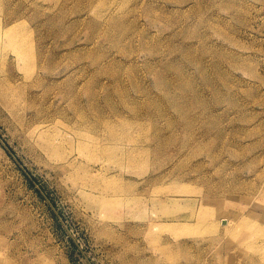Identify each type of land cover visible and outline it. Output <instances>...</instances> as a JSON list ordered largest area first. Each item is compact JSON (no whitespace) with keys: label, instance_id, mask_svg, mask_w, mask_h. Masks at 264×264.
<instances>
[{"label":"rangeland","instance_id":"1","mask_svg":"<svg viewBox=\"0 0 264 264\" xmlns=\"http://www.w3.org/2000/svg\"><path fill=\"white\" fill-rule=\"evenodd\" d=\"M0 10V264H264V0Z\"/></svg>","mask_w":264,"mask_h":264},{"label":"bare ground","instance_id":"2","mask_svg":"<svg viewBox=\"0 0 264 264\" xmlns=\"http://www.w3.org/2000/svg\"><path fill=\"white\" fill-rule=\"evenodd\" d=\"M40 1H42V0H40ZM38 9H39V7H38ZM1 11V10H0ZM2 19H4V18H2ZM110 23V22H109ZM110 24H112V22L110 23ZM4 25V23H1V21H0V45L1 44H3L4 42H5V44H8L10 47H12V48H14V50H15V52H16V54L19 56V59H21V60H25L26 62H31V57H29V51H28V47L27 46H29L30 47V45H28V41H27V39L25 38V37H27V33H26V30H25V28H24V26L23 25H20V24H10V25H8V26H6V27H4L3 26ZM110 27V26H109ZM117 28H118V26H116ZM106 29H108V28H106ZM111 29V27L109 28V30ZM108 30V31H109ZM117 29H115V31H116ZM107 35H109L108 33H107ZM116 35V34H115ZM112 36V37H116V36ZM109 37V36H108ZM110 40V39H109ZM111 41V40H110ZM32 47V46H31ZM1 48V47H0ZM3 52V51H2ZM2 56V55H1ZM0 56V57H1ZM8 57H6V59H7ZM36 58V57H35ZM4 59V58H3ZM0 61H1V59H0ZM6 61V60H5ZM1 64V63H0ZM4 64V63H3ZM51 64V63H50ZM54 65V64H53ZM49 66V65H48ZM1 67V66H0ZM48 68V67H47ZM51 68V67H50ZM2 69V68H1ZM1 71V70H0ZM4 71V70H3ZM46 73H47V71H46ZM49 74V73H48ZM26 81V80H25ZM31 81H32V79H31ZM0 92H1V94H2V92H4V94H5V96H6V98H7V105H8V108L11 110V113L12 112H15V111H17L18 110V107H19V100H18V94L16 95V93H15V89L11 86V85H9V83L7 82V81H1L0 82ZM20 94V93H19ZM22 95V94H21ZM21 95H19V96H21ZM22 98V97H21ZM5 99V98H4ZM21 100V99H20ZM25 104V103H24ZM26 105V104H25ZM23 108H26L25 106L23 107ZM6 109V108H5ZM32 110V109H31ZM7 112H8V109H7ZM26 112V111H25ZM39 114H41V113H39ZM79 116V115H78ZM82 116V115H81ZM14 119V118H13ZM21 121V120H20ZM81 121V120H80ZM58 122H59V120H58ZM58 122H57V125H58ZM60 123V122H59ZM89 123V122H88ZM60 125V124H59ZM58 125V126H59ZM63 126V125H62ZM76 126V125H75ZM61 127V126H60ZM63 127H65V126H63ZM67 127V126H66ZM74 128V127H73ZM21 129V128H20ZM79 130V129H78ZM151 130V129H150ZM68 132V131H67ZM150 132V131H149ZM34 133V135H36L40 140H42V138H43V133L41 132H33ZM73 134H74V132H72ZM77 133V132H76ZM89 133V132H88ZM90 135V134H89ZM78 136V135H77ZM76 136V137H77ZM82 136H83V134L81 135V138H82ZM84 137H85V135H84ZM90 139V141H91V137L89 138ZM88 139V140H89ZM55 140V139H54ZM48 140H45V143H44V145H47L49 142H47ZM58 142V141H57ZM86 144V143H85ZM58 147V146H57ZM135 147V146H134ZM59 148V147H58ZM57 148V149H58ZM82 149L83 150H87V152H88V150H89V146H87V144L86 145H83L82 146ZM135 149V148H134ZM63 150V149H62ZM72 150H73V147H72ZM71 150V151H72ZM136 150V149H135ZM71 151H70V153H71ZM107 151H109V150H107L106 149V151H105V153L107 152ZM37 152V151H36ZM64 151H62V153H63ZM78 152V151H77ZM140 153V152H139ZM85 154V153H84ZM131 154H132V152H131ZM65 155V154H64ZM79 155H81V154H79ZM88 155V154H87ZM132 156V155H131ZM131 156H130V158H131ZM83 157V156H82ZM59 158H61V160H62V157H59ZM129 158V157H128ZM88 159V158H87ZM134 159V158H133ZM136 159H137V157H136ZM124 160V159H123ZM130 160H132V159H130ZM125 161V160H124ZM129 161V160H128ZM132 161H135V160H132ZM121 163V162H120ZM120 166H121V164H120ZM69 168V167H68ZM82 173V172H81ZM71 174V173H70ZM80 175V174H79ZM90 179H91V177H90ZM87 182V181H86ZM89 182H90V180H89ZM78 184V183H77ZM83 185V183L81 184V186ZM84 188V187H83ZM86 189V188H85ZM91 189V188H90ZM120 190V189H119ZM120 192V191H119ZM129 200V199H128ZM127 200V201H128ZM124 201V200H123ZM258 227V226H257ZM260 227V226H259ZM261 227H262V225H261ZM258 230V229H257ZM259 231V230H258ZM264 231V230H263ZM256 234L258 235V236H260V237H264V232H261V230H260V232H256ZM248 248H250L249 246H247ZM252 247V246H251ZM247 250H249V249H247ZM253 250V249H252ZM252 250H250V251H252ZM256 252V251H255ZM250 253V252H249ZM253 253V252H252ZM259 252L257 251V254H258ZM260 254V253H259ZM262 255V253L260 254V256ZM263 255H264V253H263ZM262 255V256H263ZM263 258V257H262Z\"/></svg>","mask_w":264,"mask_h":264}]
</instances>
